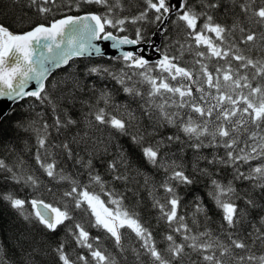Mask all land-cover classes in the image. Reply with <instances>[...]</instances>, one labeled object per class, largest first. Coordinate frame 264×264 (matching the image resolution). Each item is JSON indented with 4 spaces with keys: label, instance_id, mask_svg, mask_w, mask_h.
<instances>
[{
    "label": "snow or ice",
    "instance_id": "obj_1",
    "mask_svg": "<svg viewBox=\"0 0 264 264\" xmlns=\"http://www.w3.org/2000/svg\"><path fill=\"white\" fill-rule=\"evenodd\" d=\"M143 4L144 8L139 15L118 18L116 10L121 7L120 0H28L29 10L34 9L45 22L29 23L26 29L21 28L15 31L8 24L0 21V96L7 97L9 100L31 97L42 105L50 106L54 114L53 122L48 124L45 121L43 125L45 134L37 137L39 148L47 152L49 129L60 133L63 129L70 130L71 126H78V121L72 118L67 109H61L60 105L66 100L74 103L76 92L81 90L79 80L70 74L69 79L63 82L52 80L50 92L49 78L53 70L68 65L73 57L91 55L93 52L97 56L104 55L101 48L93 43L95 40L111 41L113 49H120L122 45H138L146 39L140 28H137L134 39L127 35L114 34V32H124L126 22L135 24L153 14L152 22L157 25L159 31L165 29L168 20L175 14V20L172 23L182 26L186 33L185 42L188 44L187 48L184 44H180V55H169L167 51L161 52L159 59L154 64H150L149 60L139 52L123 51L120 57L115 59L122 58L127 68L140 70L133 74L142 77V82L150 86L147 93L149 99L143 106L144 114L149 120H154L158 126L171 125L177 129L176 134L167 137L169 143L181 142L180 133H182L190 141L189 146L195 150L223 149V156L215 155L212 160H207V157L204 159L209 165L219 164L231 167L234 171V180L253 182L254 187L264 192V58L253 59L245 55L239 47L241 43L254 44L258 39L264 42V32L258 35L255 31L234 24L233 28L238 27L241 35L238 40H230L233 30L216 23L213 16L206 10L219 7L211 0H201V10H197L190 0H175V3L172 0H143ZM82 5H99L104 10L86 11L83 15L69 14L73 7L79 10ZM65 7L68 11L59 18H55V13ZM239 7L245 15L251 13L249 20L254 19L256 24L264 25V6L254 9L251 4L241 3ZM50 16L51 19H49ZM202 18L204 22L199 24ZM18 22L24 24L25 17L21 16ZM109 28L114 31H109ZM208 33L214 34V39L207 35ZM149 46L160 52L154 41H149ZM185 51L194 54L190 65L182 60ZM212 58L216 59L214 65L211 63ZM205 60L209 62L205 63ZM87 73L110 75L121 85L125 84L127 75L117 76L108 68L97 66L88 68ZM131 78L127 76L128 80ZM33 81L35 84L31 90H26ZM93 89L95 90V86ZM123 91L141 98L144 95L134 87L125 86ZM101 101L106 107H98L84 101L89 107L84 134L77 133L71 141L61 143L58 147L64 150L68 158L73 159L75 163L88 168L90 182L103 187L101 176L92 174V160L89 159L87 164H84L82 157L77 159V153L72 147V144L83 143L86 149L90 145L89 155L99 152L101 147L106 152L107 146L104 141L99 137L94 138L88 130L99 132L103 128L110 127L118 132L126 133L128 122L107 110L111 102V94L101 91L97 104ZM128 115L130 119H135L131 113ZM17 126L24 128V123L21 121ZM133 140L140 143L136 137H133ZM161 144L163 140L158 141L155 147L149 145L143 148V155L153 165L160 164ZM47 155L51 156L52 153L47 152ZM253 161H259V163L253 166L251 163ZM36 162L48 177L56 178L55 159L52 162H46V157L42 158L38 149ZM121 165L125 166V171L130 167L122 154L118 161H109L107 167L117 173L113 179L127 181L129 177L118 171ZM243 166H247L249 170L242 171ZM0 169H6L12 173V179L17 182L23 180L25 183L37 184L34 176L17 175L2 159H0ZM169 170L171 175L167 176L164 183L160 185L166 193V198L164 202L155 200L153 204V207L159 208L161 217L168 221L169 227L171 228L175 223L177 226L173 231L183 235V242L180 243L172 234L166 236L169 242L166 249L169 259H165L158 250L151 232L127 210H121L119 200L111 201L118 205L113 212L105 207L100 196L90 192L87 186H81L69 176L60 175L59 178L62 181L71 182L70 190L65 191L63 196L70 198L76 208L86 204L95 218V226L106 230L114 238L117 246L122 244L120 229L127 227L143 242L142 247L157 264H175V261L185 254L186 247L193 252L212 250V255H203V260L210 264H254V262L264 264V255L256 256L247 240L241 239L235 233L237 224L243 222L246 213L236 203V199L242 197L236 195L237 189L232 181L222 184L219 180L212 178L208 192V196L221 210L222 219L227 225V243H225L211 239L212 234L207 231L190 235L193 228L185 222V216L179 215L180 198L176 195L175 187L171 182L178 181L180 184L191 185L194 180L179 166H168L166 174ZM198 170L204 176H212L207 169ZM3 199L9 201L11 207L18 210L26 221H34L49 231H55L65 221L72 219L68 207L61 210L43 200L25 201L11 194L4 195ZM199 199L197 197V200ZM26 203L31 205L30 212L25 208ZM245 203L252 207L256 206L255 201L250 198ZM197 211H203L199 204ZM259 223V227L253 225V231L248 233V237L252 238V244L257 241L264 244V217L260 218ZM193 224H196L195 219ZM69 231L72 232L77 245L89 250L95 264H115L110 254H106L98 246L94 247L90 241L89 232L80 223L69 228ZM205 237L209 238L201 242ZM94 239L99 240L98 237ZM188 241L191 243H187ZM64 247V244H60L55 249L59 261L62 264H76V261L66 254ZM216 250H219L218 256L215 255ZM5 257V247L0 244V264H9ZM77 260L82 261L83 264H89L83 254L79 255ZM26 264H34V261L28 260Z\"/></svg>",
    "mask_w": 264,
    "mask_h": 264
},
{
    "label": "trees",
    "instance_id": "obj_2",
    "mask_svg": "<svg viewBox=\"0 0 264 264\" xmlns=\"http://www.w3.org/2000/svg\"><path fill=\"white\" fill-rule=\"evenodd\" d=\"M197 10L200 9L201 0H190ZM212 3L219 5L216 9H206L213 16L214 21L233 30L230 40H238L240 37L239 28H233L234 24L240 27L255 31L258 35L264 32V25H258L249 16L242 13L239 5L248 3L254 9L264 6V0H211ZM121 7L117 8V17H133L139 15L143 10V0H120ZM99 5H82L79 10L72 8L70 13L82 11H103ZM67 8H62L60 12L55 13V18L67 12ZM25 17V23H19V18ZM52 17L50 16L49 19ZM154 15L150 14L144 21H138L135 24L126 22L125 31L122 33L135 37L137 28L142 29L146 39L150 40L153 31L157 25L153 23ZM175 20V14L168 20L165 29L161 31V37L157 48L161 52L167 51L169 55H180V44L185 48L188 44L185 42L186 33L182 26L172 23ZM0 21L8 24L13 30L18 31L21 28H27L29 23L45 22L43 17L38 16L34 9L29 10L28 0H0ZM203 18L198 22L203 24ZM111 31L113 29L109 28ZM121 33V32H116ZM214 39V35H212ZM179 41V43H177ZM194 47V42H193ZM245 55L253 59L264 58V42L259 39L254 44H239ZM250 49V51H249ZM206 51V49H203ZM120 56H91L75 57L64 65L56 69L49 78V91L51 92V81H60L69 79V75L75 76L81 85V90L76 92L75 102L64 101L61 103V109H67L73 119L78 121V126H71L70 130L63 129L57 133L54 129H49L47 133V152L52 155L48 156L43 148L37 144L38 135H44L43 125L45 121L52 124L54 114L49 105H42L35 98L26 97L15 103L11 109L0 120V159L4 160L8 167L12 168L17 175H32L37 180V184L25 183L23 180L17 182L12 179V173L6 169H0V244H3L6 252V259L9 264H26V261H34V264H62L58 259L55 249L60 244H64V250L67 255L76 261V264H83L78 261L77 257L85 255L89 264H95L92 260L89 250L77 245L76 240L69 231L76 223H80L90 234V241L94 247L98 246L106 254H110L115 264H157L153 258L142 247V241L136 237L131 229L124 227L120 229L122 233V244L117 246L114 238L110 236L102 227L95 226V218L86 204L81 208H76L70 198L63 196L65 191L70 190L71 182L60 180V175L71 177L81 186H87L88 190L100 196L104 201L105 207L115 211L118 205L111 203L113 199L119 200L121 210H127L134 218H137L144 227L151 232L156 247L165 257L169 259V253L166 251L169 242L166 236L172 234L178 243L183 242V235L175 233L173 229L177 226L175 223L169 227L166 219L161 217L159 208L153 207L155 200L164 202L166 193L160 187L171 175L168 166L182 168L187 175L193 178L194 183L191 185L180 184L178 181L171 182L175 187L176 195L180 198L179 215L185 216V222L193 228L190 235L198 232L207 231L211 233V239L227 243V225L222 219V212L216 207L214 201L208 196L211 188V179L215 178L222 184L232 181L233 186L237 189L236 203L246 215L241 224H237L235 233L241 239H246L252 247V252L256 256L264 255V244L257 241L252 244V238L248 233L253 231V225L260 226V218L264 217V192L260 188L254 187L253 182L234 180V171L231 167L224 165H209L207 160H212L215 155H224L223 149L202 148L195 150L189 146L190 141L182 133L181 142L173 141L169 143L167 137L177 133V129L171 125L158 126L154 120H149L145 115L144 103L148 100L147 93L150 86L142 82V77L134 75L139 69H129L125 66ZM194 58V54L185 51L182 60L189 65ZM156 61L150 62L154 64ZM205 60V63H208ZM211 63L214 65L216 59L212 58ZM221 63H223L221 61ZM235 63V62H234ZM93 66L108 68L111 73L117 76H125V84L121 85L113 79L112 76L101 73L100 75L87 73V69ZM131 76V80L127 79ZM255 83V82H254ZM95 86V90L93 89ZM134 87L141 91L143 98L133 94L125 93L124 87ZM63 87V83H61ZM101 91H107L111 94V102L107 110L128 122L126 133L118 132L114 129L103 128L97 132L88 130L94 138L99 137L107 146V151L101 150L89 155L91 150L85 148V145L72 144L77 153V159L83 158L84 164L89 159L92 160V174L100 175L103 187L95 182H90L89 170L80 164L75 163L73 159L68 158L67 153L58 145L71 141L77 133L84 134L87 123L86 117L89 107L84 101L90 102L98 107H106L101 101L97 104V98ZM131 113L135 119L129 118ZM62 114V113H61ZM24 123V128L18 127V123ZM27 129V130H25ZM136 137L140 140L137 143L133 140ZM79 139V137H77ZM163 140L160 145V164L153 165L143 155V148L149 145L156 146L158 141ZM40 155L46 157V162H52L55 159L57 167L56 178L48 177L47 173L36 162L37 150ZM123 159L127 161L130 167L125 171V166L121 165L118 169L120 174H126L129 179H113L116 172L108 169V162L111 160ZM207 157V160L204 159ZM174 162V163H173ZM255 166L259 161L251 162ZM163 165V166H161ZM198 169H207L212 176H204ZM247 172V166L241 168ZM147 181V183H145ZM247 193V196H245ZM11 194L15 198L31 201L33 199L43 200L64 210L70 208L71 220L65 223L55 231H49L34 221H26L18 210L13 209L9 201L3 199L4 195ZM197 197L200 199L197 200ZM235 198V197H234ZM255 201V207L246 205L247 199ZM203 208V211H197V205ZM25 208L31 211L30 203H26ZM195 219L196 224H193ZM223 225V228H222ZM99 240L97 241L96 238ZM205 237L201 240L208 239ZM187 243H191L188 241ZM36 251H33V250ZM239 252L240 250H236ZM29 253L31 255H29ZM212 255L213 251L193 252L190 248H185V254L175 261V264H210L203 260V255ZM246 254V253H242ZM215 255H219L216 250ZM255 264V262H254Z\"/></svg>",
    "mask_w": 264,
    "mask_h": 264
},
{
    "label": "water",
    "instance_id": "obj_3",
    "mask_svg": "<svg viewBox=\"0 0 264 264\" xmlns=\"http://www.w3.org/2000/svg\"><path fill=\"white\" fill-rule=\"evenodd\" d=\"M173 3H175V0H172ZM86 11H83V12H78V13H69V14H72V15H83ZM59 18V17H58ZM111 31V30H109ZM160 31L161 30H155L153 35H152V39L148 40V41H142L140 44L138 45H122L120 49H113L111 47V41H104L105 45H104V49L101 47V44H100V41H103V40H95L93 41V43H95L96 45H98L100 48H101V51L104 53V55L102 56H106V57H109V56H120V53L123 52V51H133V52H139L141 54L144 55V57L146 59L149 60V62L151 61H156L157 59H159V56H160V52H157L155 49H153L152 47L149 46V41H154L156 47L158 46V43H159V39H160ZM116 35H127V34H117V33H114ZM129 36V35H127ZM129 38H135V37H132V36H129ZM103 43V44H104ZM91 57V56H97L94 52L91 54V55H85V56H80V57ZM75 58V57H73ZM64 66V65H63ZM56 69L53 70V72L55 71ZM35 82H31L30 85H29V88L26 89V90H31V88L34 86ZM0 98H5L6 102L3 104V106L0 108V120L1 118L9 111V109H11V107L19 102L20 100H22L23 98H26V97H23L19 100H9L7 97H4V96H0ZM46 203V202H45Z\"/></svg>",
    "mask_w": 264,
    "mask_h": 264
},
{
    "label": "bare ground",
    "instance_id": "obj_4",
    "mask_svg": "<svg viewBox=\"0 0 264 264\" xmlns=\"http://www.w3.org/2000/svg\"><path fill=\"white\" fill-rule=\"evenodd\" d=\"M108 42V41H107ZM104 43V40L103 41H100V44H101V47L104 49V45H105V43ZM109 43V42H108ZM6 99L5 98H0V108L3 106V104L6 102L5 101Z\"/></svg>",
    "mask_w": 264,
    "mask_h": 264
},
{
    "label": "rangeland",
    "instance_id": "obj_5",
    "mask_svg": "<svg viewBox=\"0 0 264 264\" xmlns=\"http://www.w3.org/2000/svg\"><path fill=\"white\" fill-rule=\"evenodd\" d=\"M156 29H157V28H156ZM156 29H155V30H156ZM155 30H154V31H155ZM154 31H153V33H154ZM161 31H162V30H161ZM161 31H160V37H161ZM152 35H153V34H152ZM152 35H151V37H152ZM207 35H209L210 37H212V35H214V34L208 33ZM151 37H150V39H152ZM109 209H110V208H109ZM110 210H111V209H110ZM111 211H113V210H111ZM113 212H115V211H113Z\"/></svg>",
    "mask_w": 264,
    "mask_h": 264
}]
</instances>
